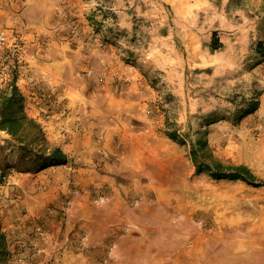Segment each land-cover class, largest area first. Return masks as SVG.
Listing matches in <instances>:
<instances>
[{
	"label": "rangeland",
	"instance_id": "rangeland-1",
	"mask_svg": "<svg viewBox=\"0 0 264 264\" xmlns=\"http://www.w3.org/2000/svg\"><path fill=\"white\" fill-rule=\"evenodd\" d=\"M12 80L66 149L56 164L106 173L121 207L148 202L149 217L83 229L85 208L107 206L105 185L86 201L22 184L52 164L0 128V264H179L181 244L200 264H264V0H0V86ZM203 140L206 162L246 165L254 180L196 171L191 143ZM36 234L61 257L36 260Z\"/></svg>",
	"mask_w": 264,
	"mask_h": 264
},
{
	"label": "crops",
	"instance_id": "crops-1",
	"mask_svg": "<svg viewBox=\"0 0 264 264\" xmlns=\"http://www.w3.org/2000/svg\"><path fill=\"white\" fill-rule=\"evenodd\" d=\"M62 151L65 153L67 158L66 149L62 146H59ZM135 146H127L126 150L128 153L132 152L134 150ZM77 151V148L75 146H70L69 153L71 155H75ZM52 176V180L51 177ZM107 176L111 178L109 175H107L104 172H100L99 170H93L92 166L89 164H77L71 166L69 164H52L44 167L40 171L37 172L35 175H26L21 177L22 184L29 185V183H34L35 180L40 181H48L50 186H53L55 188L54 191L57 193H54L56 196H61V193H68L69 191H72L73 193L75 189L80 192L79 197H84L86 201L89 200L90 194L88 193L89 188L92 186V184H101L105 185L107 188V192L109 193V200L107 201V206L96 208V213L94 212V216H92V212L89 210V208H85L82 213L79 214V216H82L83 218V229L89 230H102L103 232L110 231L113 232L121 230L125 226L129 225L130 227H135L136 223L135 220L132 218V215L134 216L136 212L140 217L143 219V224L148 225V217H149V210L147 208L148 202H142L140 206L127 209L121 207V196L118 192H120L119 187H117L115 184H112V181L107 180ZM111 180V179H110ZM121 188V187H120ZM145 190V188H143ZM10 225V223L8 224ZM6 226V229L12 236H16L15 234L16 228H13V226ZM20 230V229H19ZM26 230V228L24 229ZM135 234L132 233L131 235L126 236L121 235L118 239V245L122 246L124 244H130V240H134L133 236ZM137 239H141L140 236H136ZM37 241V243L41 247V251L37 254L36 260L44 259L45 262H47L50 259H54V262L57 258H60L61 255H59L56 252V244L50 237L48 241L45 240V238L39 237L38 234L34 237ZM143 244H140L142 246ZM79 242L75 244V251L79 249ZM147 247V245H143ZM131 250H129V245L127 247L128 251H134L135 246H131ZM74 251V252H75ZM144 252H146V249L144 248ZM171 258L173 262H177L179 264H200V262L194 258H192L191 254L187 250L186 245L180 246L179 249V255L177 257V251L173 252L171 254Z\"/></svg>",
	"mask_w": 264,
	"mask_h": 264
},
{
	"label": "trees",
	"instance_id": "trees-1",
	"mask_svg": "<svg viewBox=\"0 0 264 264\" xmlns=\"http://www.w3.org/2000/svg\"><path fill=\"white\" fill-rule=\"evenodd\" d=\"M221 45L217 32L213 31L211 46L218 48ZM24 100V95L15 80L6 86H0V128L9 132L23 151L28 148L32 150L31 146H44V151L37 156L41 159L37 166L64 162L66 160L65 153L59 146L49 145L40 123L27 115ZM171 136L177 138L176 132H171ZM206 145L205 140L197 145L195 142L191 143L190 153L195 161L196 171L208 169L215 177H241L249 182L254 180V174L246 165H225L217 159L206 162L203 157L204 152H201L198 147ZM46 149H49L48 152ZM1 235L4 236L3 233Z\"/></svg>",
	"mask_w": 264,
	"mask_h": 264
},
{
	"label": "bare ground",
	"instance_id": "bare-ground-1",
	"mask_svg": "<svg viewBox=\"0 0 264 264\" xmlns=\"http://www.w3.org/2000/svg\"><path fill=\"white\" fill-rule=\"evenodd\" d=\"M162 166V165H161ZM164 166V165H163Z\"/></svg>",
	"mask_w": 264,
	"mask_h": 264
}]
</instances>
